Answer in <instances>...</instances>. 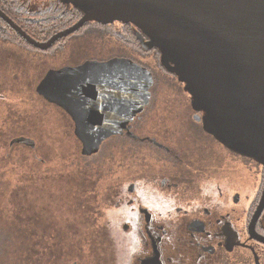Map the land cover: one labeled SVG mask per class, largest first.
Listing matches in <instances>:
<instances>
[{"label": "flooded vegetation", "instance_id": "af4514ba", "mask_svg": "<svg viewBox=\"0 0 264 264\" xmlns=\"http://www.w3.org/2000/svg\"><path fill=\"white\" fill-rule=\"evenodd\" d=\"M19 1L32 13L21 16L15 9L17 14L10 17L2 5L0 9L15 24L24 21L37 38L54 35L81 19L71 24V15L77 11L61 0ZM65 15L66 19L56 24ZM47 19L53 21L51 26L44 25ZM117 26L118 22L104 26L113 40ZM119 26L131 43L119 42L120 47L109 51H128L131 57L91 58L102 65L113 59L130 65L93 76L102 77L103 84L89 92L91 99L78 129L84 133L82 139L66 106L36 90L40 95L36 100L46 109L57 107L78 137L80 149L98 151L97 163H105V152L109 153V176L95 178L97 190L108 180L103 196L98 199L99 191L95 196L99 202H95L94 211L103 220L98 229L101 239L96 235L94 240L97 253L99 248L104 252L101 260L108 257L111 264H264V165L233 151L209 133L204 128L207 114L193 106L185 84L152 77L149 59L161 61L160 50L143 46L149 38L141 30ZM83 27L46 51L78 44L86 34L100 33L102 24L90 23L82 32ZM22 37L0 15L2 80L6 52L19 55ZM76 58L55 70L92 61ZM4 87L0 86V114L6 98Z\"/></svg>", "mask_w": 264, "mask_h": 264}, {"label": "rangeland", "instance_id": "374dc122", "mask_svg": "<svg viewBox=\"0 0 264 264\" xmlns=\"http://www.w3.org/2000/svg\"><path fill=\"white\" fill-rule=\"evenodd\" d=\"M100 43L82 37L78 44L53 51L22 47L19 55L6 52L4 80L0 78V86L6 91L0 114V226L14 234L17 242L9 259L13 264H111L108 257L101 260L104 252L99 248L97 253L94 243L96 235L101 239L98 229L103 223L94 211L95 202L98 204L108 184V180L103 182L97 190L95 178L109 176L110 156L105 163L89 165L71 160L80 148L69 136L57 107L46 109L40 99H35L33 105L30 101L38 88L54 103L65 105L82 139L84 133L78 129L91 99L89 92L103 84L102 77L93 76L130 64L113 59L106 65L88 61L77 67L55 69L63 62L82 58L90 44ZM111 47L115 48L112 42L104 48L106 55L117 56L119 51H109ZM21 135L37 138L36 147L14 145L12 141ZM79 187L85 188L83 193L87 190V196H93L91 211L81 202Z\"/></svg>", "mask_w": 264, "mask_h": 264}, {"label": "water", "instance_id": "95a60500", "mask_svg": "<svg viewBox=\"0 0 264 264\" xmlns=\"http://www.w3.org/2000/svg\"><path fill=\"white\" fill-rule=\"evenodd\" d=\"M61 1L84 15L46 41L31 37L1 9L0 15L42 50L86 22L132 23L149 38L143 46L160 50L163 66L205 111L204 128L264 165V0ZM14 142L36 146L23 135Z\"/></svg>", "mask_w": 264, "mask_h": 264}, {"label": "trees", "instance_id": "16d2710c", "mask_svg": "<svg viewBox=\"0 0 264 264\" xmlns=\"http://www.w3.org/2000/svg\"><path fill=\"white\" fill-rule=\"evenodd\" d=\"M60 2L63 5L64 4L66 5V3H64V2H62V1H60ZM15 3H16V5H15ZM0 5H2L4 11L10 17H13L12 15L17 14L15 12V9H17L18 11L21 12V16L29 15L30 13H32V11H30L27 8V6L25 4H23L22 2H20L19 0H17V1L16 0H0ZM66 6H68V5H66ZM70 7L77 11V14L74 13V15L73 14L71 15L72 17H74V19L70 21V23L72 24L75 21L79 20L84 15V13H83L82 10H80L79 8H77V7L73 6V5H70ZM65 19H66V15L65 16H61V18H59V20H57L56 24L58 22L62 21V20H65ZM52 20L54 21L55 18L52 19ZM53 21H49V19H47L43 23H44L45 26L46 25L47 26H51ZM90 23H100V24H102V29H101L100 33L97 34V33H94V31H92L90 34H86L85 37L83 36L84 40H87V41H92V40L101 41V43L98 44V45L90 44L88 46V48L86 46L87 49H84L86 54L83 55V59H86V60L89 59V60H92V61H94V59L91 58V57H95V56L99 57L101 61L105 60V59H109L110 57L114 56V55H110V56L106 55L107 51H95L98 48L108 47L111 42L114 43V46H118V47L121 46L120 43L124 44V45H127V44L131 43L130 41H127L128 40L127 37L122 36V32H120L119 24H121V25H129V26H132V27L138 29L132 23L118 22V26H117V27H119L117 29L118 32H117L116 35L114 34V38L115 39L113 40L112 36L109 34L110 31L107 30L106 27H104V26H107V25H109L111 23H101V22H97V21L86 22L84 24L82 32L84 31L85 28H88ZM19 25L21 26V28L24 31L27 32V34H29L31 37H33L34 39H36L38 41H46L53 35V34L50 33V34L46 35L45 37H42V38L38 37L37 38V36L31 31V29L27 28L28 25H26V23H24V21L23 22H19ZM66 26L67 25H65L64 27H66ZM87 30L88 29H86V33H87ZM11 32H13L15 35H18L14 31H11ZM109 35H110V39L108 38ZM105 38H107V39H105ZM134 38H136V37L134 36ZM21 41L23 43V46H22L23 48H29V49H32V50L38 49L34 45H32L29 42H27L23 37L21 38ZM63 41H64L63 38L58 39L53 44L52 47H55V46L59 45V43H61ZM38 50H41V49H38ZM41 51H44V50H41ZM97 54H101V55H97ZM117 56L120 57V58H124V57L130 56V54H129L128 51H119V54ZM81 63H83V62H81ZM147 68L150 70V73L153 74L152 77L154 76L155 79H175V80H179L178 76L175 73L167 70L163 66V64L161 63L159 58H157L155 60V63L154 62L153 63L149 62V65H148ZM160 68H161V70H160ZM182 85H184L183 82H182ZM36 94L39 95L38 92L35 90L34 93L31 94V96H30V101H31L32 105H33V102L36 99V97H34V96H36ZM66 128H68V127H66ZM67 132L69 133V136L73 137V139H75L77 141V143H78V137L69 128H68ZM36 139H35V141H36V144H37V140ZM13 144L14 145H20V143H16V142H14ZM22 145H25V144H22ZM98 153H99L98 151H94V152L93 151H91V152L86 151V152H84L82 149H80V152L78 154L73 155L71 160H74V161H77V162L83 160V161L86 162L87 165L96 164L95 162L100 160L99 159L100 155H98ZM108 154H109L108 152H105V155H106L105 159H107ZM88 168L92 169V166L88 167ZM84 179H86V177H84ZM81 185L83 186L82 183H81ZM82 189H85V188H82V187L80 188L79 187V192H78V193L81 192L83 194V197L81 198V202L85 205L86 210L91 211L90 208H91V204L93 203V196H87V194H88L87 190H86V192L84 191V193H83ZM3 228L4 227L0 226V264H13V263L10 262L9 259H10V256L13 255V254H11V250H15L17 242H16V240L13 239L14 234H12L10 231L3 230ZM88 243H91V242L88 240Z\"/></svg>", "mask_w": 264, "mask_h": 264}]
</instances>
